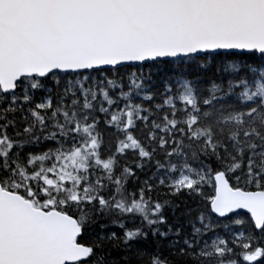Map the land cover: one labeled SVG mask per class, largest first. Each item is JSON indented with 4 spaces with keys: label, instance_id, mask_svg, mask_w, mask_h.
<instances>
[{
    "label": "snow or ice",
    "instance_id": "6c2138e0",
    "mask_svg": "<svg viewBox=\"0 0 264 264\" xmlns=\"http://www.w3.org/2000/svg\"><path fill=\"white\" fill-rule=\"evenodd\" d=\"M0 264H264V0H0Z\"/></svg>",
    "mask_w": 264,
    "mask_h": 264
}]
</instances>
